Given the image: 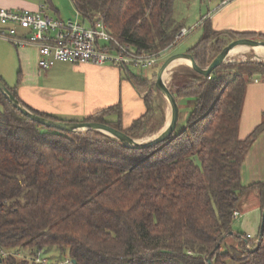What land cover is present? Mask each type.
<instances>
[{
	"label": "trees",
	"instance_id": "trees-1",
	"mask_svg": "<svg viewBox=\"0 0 264 264\" xmlns=\"http://www.w3.org/2000/svg\"><path fill=\"white\" fill-rule=\"evenodd\" d=\"M72 2L85 20L102 19L115 39L138 53H158L186 29L174 17L176 0ZM202 26L203 36L187 51L202 68L232 41L264 40L257 33L215 31L209 20ZM257 75L264 77L263 62L224 63L209 77L175 74L172 94L178 102L195 99L194 106L181 128L147 149L126 148L97 131L47 128L0 91V264H39V251L54 250L58 261L45 256L51 264H209V258L213 264H264V229L255 239L233 232L234 214L251 190L258 191L264 219V182L245 187L241 179L264 132L263 119L247 138L239 137L246 88ZM133 79L149 86L141 76ZM0 80L34 114L67 122L28 106L17 88ZM145 104L146 113L127 128L121 105L81 122L142 139L166 122L154 85ZM2 250L10 255L2 257Z\"/></svg>",
	"mask_w": 264,
	"mask_h": 264
},
{
	"label": "crops",
	"instance_id": "crops-1",
	"mask_svg": "<svg viewBox=\"0 0 264 264\" xmlns=\"http://www.w3.org/2000/svg\"><path fill=\"white\" fill-rule=\"evenodd\" d=\"M43 6L47 14L50 15L49 12L53 11L57 17L60 16L54 0H0V9L38 12ZM207 20L218 32L264 35V0L222 1L210 11ZM201 29L203 31L202 25ZM260 49L264 51V48ZM38 62L36 48L15 49L7 41L0 39V77L7 84V73L18 65L19 76L16 83L7 85L17 88L20 99L38 112L54 115L68 122H81L99 111L121 105L122 124L127 128L147 111L145 97L155 79L138 75L149 82V86L143 89L133 79V75L137 73L134 74L129 68L57 63L44 71L40 69ZM263 119L264 77L257 75L246 88L239 128L240 139L247 138ZM241 179L245 187L264 182V132L246 157ZM256 212L261 215L262 226L260 197L257 190H251L244 195L238 210L240 216L237 218L243 219ZM248 235L255 239L251 234ZM226 242L234 243L232 238H228Z\"/></svg>",
	"mask_w": 264,
	"mask_h": 264
},
{
	"label": "built area",
	"instance_id": "built-area-1",
	"mask_svg": "<svg viewBox=\"0 0 264 264\" xmlns=\"http://www.w3.org/2000/svg\"><path fill=\"white\" fill-rule=\"evenodd\" d=\"M79 19L62 20L47 14L43 6L40 11L0 9V39L16 48L34 47L39 54L38 65L47 71L57 63L112 65L128 69L153 68L173 53L189 30L183 29L176 41L158 53L144 54L120 43L108 30L102 19L95 21ZM235 217L240 214L235 212ZM247 239H253L250 235ZM2 257L10 253L1 251ZM39 264H51L39 251L34 256ZM72 264L71 260L64 263Z\"/></svg>",
	"mask_w": 264,
	"mask_h": 264
},
{
	"label": "rangeland",
	"instance_id": "rangeland-1",
	"mask_svg": "<svg viewBox=\"0 0 264 264\" xmlns=\"http://www.w3.org/2000/svg\"><path fill=\"white\" fill-rule=\"evenodd\" d=\"M54 2H55L56 7L60 11V16L57 17V15L53 11H50L49 13L52 17L62 19V20L79 19L81 21L86 22L87 24V21L76 10L72 0H54ZM221 2L222 0H176L174 17L177 21L182 23L186 27L187 30H189V34L175 46V48L173 49L174 50L173 54L186 53L188 49L195 46V44L203 36L201 25L208 19L210 11H212V9L215 6H219ZM9 44L12 45L11 43ZM14 48L18 49L16 47ZM250 51L247 53H243L238 56H235L232 59H228L227 63H241L245 61H254V62L264 63V61H258L254 59L255 53L253 49H251ZM165 61L166 59L163 61H160V63L156 65L155 67L149 68V69H134L132 67H130L129 69L133 71L134 74L137 73V75H142L145 78L153 80L155 78V75L158 74L160 67L163 65ZM177 71H178L177 73L193 72L191 70L184 69L183 67L178 68ZM18 76H19V67L17 65V67H15L13 71L10 70V72L7 73V76L5 77L7 80L6 81L7 84L14 85L17 81ZM173 78H174V75L172 79L167 83L169 87L172 86ZM150 87L151 88L153 87V83L150 85ZM162 97L164 99L163 106H164V111H165V117L167 119L168 117L167 112L170 109V106H169V103L166 102L167 100L164 98L163 95ZM178 103L180 107V117H179L178 127L181 128L184 122L186 121L188 114L190 113L192 107L194 106L195 99L181 100ZM159 133L160 131L155 134H150L147 136H154ZM258 213L259 212H256L255 214H249L246 218H243V219L237 218L236 220H234L233 232H235L236 235H239L242 237H245L248 234H251L253 237L257 238L259 235V230L261 228V215L260 213L259 214ZM59 255L60 253L55 250L54 252H48L47 254H45V256L49 257L54 262L58 261Z\"/></svg>",
	"mask_w": 264,
	"mask_h": 264
},
{
	"label": "water",
	"instance_id": "water-1",
	"mask_svg": "<svg viewBox=\"0 0 264 264\" xmlns=\"http://www.w3.org/2000/svg\"><path fill=\"white\" fill-rule=\"evenodd\" d=\"M238 46H246L253 50L258 48H264V40H257L252 38H242L235 41H232L229 43L222 52L211 62V64L206 67L202 68L200 67L193 56L189 53H179V54H172L170 55L166 61L163 63V65L160 67L159 72L157 74V78L154 81V86L159 91L164 98L169 103L170 109H171V120L168 122L166 119L165 125L160 130V134L155 137L152 140L146 141V142H140V139H135L130 136H128L126 133L115 129L111 127L110 125L103 124V123H96V122H64V121H54L51 119H47L44 117H41L39 115L34 114L29 109L24 107L13 95V93L10 91V89L0 80V91L5 96V98L16 108L18 109L24 116L30 118L32 121L45 126L47 128H53L62 132H68V133H74V132H85V131H97L104 133L108 136H111L113 138H116L119 140L124 147L131 148V149H147L154 147L165 140H167L169 137H171L178 126L179 123V117H180V107L179 103L174 97V95L171 92L170 87L167 83H165L163 76L168 67L178 60H186L189 61L192 67L193 72H195L198 75L209 77L212 72L221 66L224 63L228 62V57L230 52L238 47ZM262 231L261 235L263 234L264 229V219L262 221ZM209 264L212 263V259H208Z\"/></svg>",
	"mask_w": 264,
	"mask_h": 264
},
{
	"label": "bare ground",
	"instance_id": "bare-ground-1",
	"mask_svg": "<svg viewBox=\"0 0 264 264\" xmlns=\"http://www.w3.org/2000/svg\"><path fill=\"white\" fill-rule=\"evenodd\" d=\"M250 50H251V48H249V47L238 46L230 52L228 59H232L235 56H238V55L243 54V53H247ZM253 51L255 53L254 59H256L258 61H264V51L262 49L258 48V49H255ZM189 64H190V62L186 61V60H178V61H175L174 63H172L168 67L166 72L164 73L163 79H164L165 83H168L172 79L173 75H175V73L178 72L177 70L180 67H183L184 69H188V70L193 71L191 64L190 65ZM165 108H167V107H165ZM167 115H168L167 120H168V122H170V120H171V109L168 110ZM159 134H157L155 137H157ZM155 137L154 136H147L146 138L140 139L141 140L140 142H146V141L154 139Z\"/></svg>",
	"mask_w": 264,
	"mask_h": 264
}]
</instances>
